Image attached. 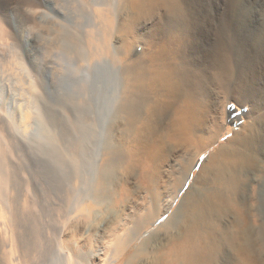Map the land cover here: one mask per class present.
<instances>
[{"label":"bare ground","instance_id":"1","mask_svg":"<svg viewBox=\"0 0 264 264\" xmlns=\"http://www.w3.org/2000/svg\"><path fill=\"white\" fill-rule=\"evenodd\" d=\"M44 5L48 0H0V62L7 67L0 64V264H86L67 233L96 207L116 219L109 237L118 257L113 264L129 253L125 264H264V179H254L253 206L237 200L249 190L253 163L264 169V137L248 116L231 133L228 125L244 119L240 114L208 124L206 76L186 58V0H94L86 24L61 21L57 62L32 44V23L46 25L52 17ZM105 7L107 14L98 9ZM143 22L157 23L149 41L139 34ZM254 24L261 25L253 41L264 44V12L253 14ZM218 35L223 53L238 50L239 42L228 49L222 29ZM70 39H80L79 50ZM170 147L196 153L185 160L176 187L187 181L191 164L207 159L180 207L161 222L172 203L162 199L157 175ZM119 168L126 176L140 169L151 199L124 226L114 212ZM207 172L212 176L205 178ZM29 218L42 226L35 245ZM161 231L166 237L158 242Z\"/></svg>","mask_w":264,"mask_h":264},{"label":"rangeland","instance_id":"2","mask_svg":"<svg viewBox=\"0 0 264 264\" xmlns=\"http://www.w3.org/2000/svg\"><path fill=\"white\" fill-rule=\"evenodd\" d=\"M74 1L48 0L47 9L45 5L43 6L45 9H42L46 10L50 17L52 16L51 18L49 17L48 24L40 25L39 22L32 23L30 33H32L31 37L34 41L32 43L34 51L49 56V59L47 58L49 62H57L58 57L60 59L62 56L64 29L61 27V21L62 25H65L68 22L72 23L71 18H74L76 22L86 24L90 12L97 8L93 5L94 0H79L76 3ZM111 1L108 0V2ZM186 2L188 3L191 15V24L184 31V34H186V39L184 40L186 58L192 63V69L201 70L206 76V79L203 81L201 93L204 95L205 103L209 109L208 124L212 122L213 118L220 119L222 115H224L225 119L231 121L232 116L234 117L235 114H240L244 119H239V121L235 122L236 124L232 123L228 125L229 129L232 130L231 133H233V130H237L239 125L241 126L245 123V118L248 116L250 123L256 124V131L254 133L258 137H264V44L260 42L256 44L252 36L256 27L261 25H253V14L256 12H264V0H186ZM98 9L100 11L102 10L103 14L108 13L107 7ZM56 19H58L57 22L55 21ZM64 19L66 21L68 20V22L66 23ZM156 27V22L151 24L143 22L140 24L139 34L149 41ZM219 29L223 31L224 42L225 45L227 44L228 49L233 45L237 47L235 45L236 42L240 43L238 44L239 48L236 52L235 47L232 48L233 53L229 51L231 52L230 55L220 50ZM162 38H164V35L157 39L161 40ZM79 40L70 39L71 42L73 41L71 45H76L75 47L78 50L80 49V43H82V39L80 40L81 42ZM154 40L156 41L155 37ZM142 50V46L136 48L135 54L142 53ZM179 58H182V56ZM0 64L1 66L4 65L1 62ZM3 67L7 68L6 66ZM217 74L219 77L215 76ZM227 87L228 89L226 91L225 88ZM225 96H228L227 102H225ZM245 99H247L245 104L241 103L238 105V102ZM224 102L227 103L226 109L223 108ZM229 136L228 134L223 136L215 148L221 144H225ZM125 148L127 150L129 148V150H133L130 144H127ZM251 148L253 149V147ZM260 152L264 159V143ZM195 154H190L181 149L174 150L172 147L167 150L166 158L160 170L161 173L157 175L160 186L156 185V187H158L159 193L162 194V199L171 202L172 206L164 213L161 222L171 217L180 207L183 199L198 177L202 166L205 165L207 156H201L193 166L192 164L189 166L190 169L188 168L185 171L187 181L177 187L174 186L175 179L181 176L183 166H186L185 160L192 156V159H194ZM218 159L219 161H223L224 156L218 155ZM124 171L120 168L117 169V184L113 192L115 202L114 212L120 216L117 220L121 221V223L119 222L121 226H124L126 223L130 225V219L127 218L128 215L130 216V214L136 212V208H142L144 211L151 201L149 193L146 194L143 191L145 188L139 182L138 175L141 170H136V173H132L129 176H126ZM206 175L205 178L212 176L208 172ZM254 179L257 182L264 179V169L261 170V167L255 163L250 168V186L246 188L249 190L246 191L244 189L237 197L240 204L253 206V197H250L252 195L250 189L256 184ZM257 186H259V183L256 184ZM178 189L182 191L177 193ZM246 197H249L248 200H246ZM95 210V214L91 219L86 221L80 219L77 228L74 230V234L73 232L67 233L69 234L68 241L71 244H77L76 246H78V251L82 258L86 257L88 260L86 264H113L114 260H118V257H115L113 248H109V239L111 238V227L116 219L113 220L114 213L110 211H108L109 213L104 212L101 207H96ZM25 220L29 226L28 235L35 245L38 242L36 235L42 231L40 219L29 218ZM46 220H51V217H47ZM215 221L218 225L224 226L223 223L221 224L220 219L217 218ZM165 237V233L161 231L158 242H161ZM226 250L228 251H226V255L231 256L230 250L228 248ZM128 255L130 253L126 256L121 254L118 264H125ZM1 257L2 253L0 252V263H2ZM143 263L147 264V261ZM226 264H231V262H227Z\"/></svg>","mask_w":264,"mask_h":264}]
</instances>
